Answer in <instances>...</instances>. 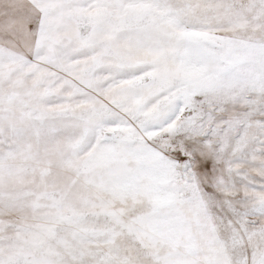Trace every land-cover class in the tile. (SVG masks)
I'll use <instances>...</instances> for the list:
<instances>
[{"label": "snow or ice", "instance_id": "obj_1", "mask_svg": "<svg viewBox=\"0 0 264 264\" xmlns=\"http://www.w3.org/2000/svg\"><path fill=\"white\" fill-rule=\"evenodd\" d=\"M0 264H264V0H0Z\"/></svg>", "mask_w": 264, "mask_h": 264}]
</instances>
